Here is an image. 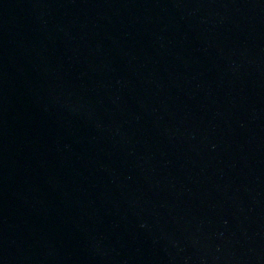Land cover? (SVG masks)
Here are the masks:
<instances>
[{
    "label": "water",
    "instance_id": "water-1",
    "mask_svg": "<svg viewBox=\"0 0 264 264\" xmlns=\"http://www.w3.org/2000/svg\"><path fill=\"white\" fill-rule=\"evenodd\" d=\"M0 264H264V0H0Z\"/></svg>",
    "mask_w": 264,
    "mask_h": 264
}]
</instances>
